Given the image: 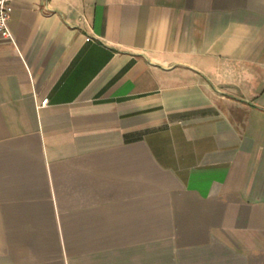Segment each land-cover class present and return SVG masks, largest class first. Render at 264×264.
Wrapping results in <instances>:
<instances>
[{"label": "crops", "instance_id": "0c3cea01", "mask_svg": "<svg viewBox=\"0 0 264 264\" xmlns=\"http://www.w3.org/2000/svg\"><path fill=\"white\" fill-rule=\"evenodd\" d=\"M12 5L0 264H264V0Z\"/></svg>", "mask_w": 264, "mask_h": 264}, {"label": "built area", "instance_id": "2783aa9c", "mask_svg": "<svg viewBox=\"0 0 264 264\" xmlns=\"http://www.w3.org/2000/svg\"><path fill=\"white\" fill-rule=\"evenodd\" d=\"M12 0H0V32L2 35L10 36L11 32L8 27V19L12 10ZM47 97L41 99V103H45Z\"/></svg>", "mask_w": 264, "mask_h": 264}]
</instances>
